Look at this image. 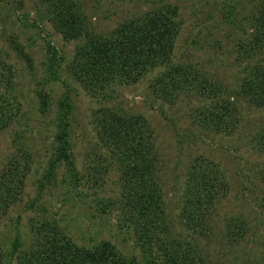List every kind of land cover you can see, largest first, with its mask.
<instances>
[{
    "label": "rangeland",
    "instance_id": "374dc122",
    "mask_svg": "<svg viewBox=\"0 0 264 264\" xmlns=\"http://www.w3.org/2000/svg\"><path fill=\"white\" fill-rule=\"evenodd\" d=\"M49 1L0 0V59L13 75L10 86H0V96L16 109L20 106L14 123L0 133V175L14 164L29 168L23 196L0 221V264L24 263L35 246L33 228L46 223L78 246L93 249L110 242L140 264H164L155 249L150 255L141 248L133 227L125 224L120 173L93 170L98 156L105 154L93 125L100 109L143 116L154 129L157 176L167 210L168 231L162 238L192 245L205 264H261L264 147L259 140L264 135V108L234 95L248 69L264 61V52L252 56L250 50L264 0H72L102 35L167 5L177 7L182 26L172 67L194 70L201 81L221 86L222 97L238 109L235 128L228 133L201 125L197 111L206 104L201 97L190 92L176 99L156 96L151 85L162 69L138 85L116 88L111 98L88 96L67 68L79 43L65 42L47 21ZM53 50L60 62L55 69L49 63ZM0 72L10 76L3 66ZM45 93L47 112L40 100ZM66 98L73 105L70 141L80 181L62 164L48 182L46 172L57 146L58 105ZM198 162L214 166L228 183L227 193L210 207L205 228L192 227L189 213H184L188 170Z\"/></svg>",
    "mask_w": 264,
    "mask_h": 264
},
{
    "label": "trees",
    "instance_id": "16d2710c",
    "mask_svg": "<svg viewBox=\"0 0 264 264\" xmlns=\"http://www.w3.org/2000/svg\"><path fill=\"white\" fill-rule=\"evenodd\" d=\"M46 18L65 42L79 43L72 62L67 66L69 73L83 91L93 99L111 98L116 88L134 86L147 75L159 73L152 92L158 97L176 99L185 92L201 97L206 102L198 109L199 122L216 133L229 132L235 128L234 120L238 109L230 99H224L221 86L200 80L199 74L191 69L172 67L176 42L181 32L179 10L167 5L158 11L131 19L110 34H98L91 23L72 0H50ZM250 50L253 55L264 52V12L257 17ZM17 49L22 53L20 46ZM27 63L31 61L22 53ZM50 66L54 69L58 53H50ZM9 77L0 72V86L12 84L13 75L8 66ZM4 78L7 80L4 81ZM242 98L251 106L264 108V61L250 67L241 81L234 98ZM49 95L40 94L42 111H48ZM15 105L0 96V133L9 128L20 113ZM58 125L54 158L49 163L46 180L52 182L56 169L65 164L70 175L79 182L73 148L70 141V119L73 105L69 98L58 105ZM93 125L98 145L105 154L98 156L95 171L120 173L122 183L121 212L127 226L133 227L136 240L144 251L154 254L155 249L164 264H205L202 257L190 244L174 239L162 238L168 231L166 204L163 187L158 181L159 155L155 132L146 118L129 115L120 110L100 109L93 116ZM264 147V135L259 140ZM264 149V148H262ZM28 166L23 169L12 165L0 175V221L23 196V187ZM214 166L195 163L188 170L186 183V207L184 213L192 227L205 226L210 207L225 195L228 183ZM264 208V200L261 203ZM34 226H32L33 228ZM35 235V246L27 252L22 264H140L128 258L110 242H101L93 249L78 246L64 236L55 225L46 223ZM235 235L234 231L230 232ZM37 244V245H36ZM153 248V250H152ZM152 250V251H151ZM152 262V261H151ZM261 264H264V260Z\"/></svg>",
    "mask_w": 264,
    "mask_h": 264
}]
</instances>
